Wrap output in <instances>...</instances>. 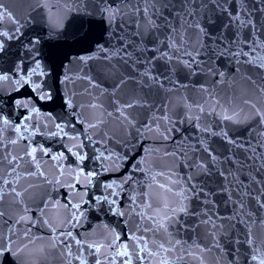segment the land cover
I'll return each mask as SVG.
<instances>
[{"label":"snow or ice","instance_id":"snow-or-ice-1","mask_svg":"<svg viewBox=\"0 0 264 264\" xmlns=\"http://www.w3.org/2000/svg\"><path fill=\"white\" fill-rule=\"evenodd\" d=\"M0 0V264H264V0Z\"/></svg>","mask_w":264,"mask_h":264},{"label":"water","instance_id":"water-1","mask_svg":"<svg viewBox=\"0 0 264 264\" xmlns=\"http://www.w3.org/2000/svg\"><path fill=\"white\" fill-rule=\"evenodd\" d=\"M6 7L16 14H20L24 11L25 5L22 0H3Z\"/></svg>","mask_w":264,"mask_h":264}]
</instances>
